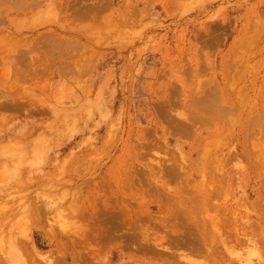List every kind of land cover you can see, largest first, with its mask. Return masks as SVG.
Wrapping results in <instances>:
<instances>
[{
	"label": "rangeland",
	"instance_id": "1",
	"mask_svg": "<svg viewBox=\"0 0 264 264\" xmlns=\"http://www.w3.org/2000/svg\"><path fill=\"white\" fill-rule=\"evenodd\" d=\"M263 98L264 0H0V264H264Z\"/></svg>",
	"mask_w": 264,
	"mask_h": 264
},
{
	"label": "bare ground",
	"instance_id": "2",
	"mask_svg": "<svg viewBox=\"0 0 264 264\" xmlns=\"http://www.w3.org/2000/svg\"><path fill=\"white\" fill-rule=\"evenodd\" d=\"M26 6V5H25ZM4 43V42H3ZM8 70V69H7ZM37 76V75H36ZM220 90V89H219ZM217 92V91H216ZM219 92V91H218ZM223 92V91H222ZM218 94V93H217ZM220 96V95H219ZM264 99V98H263ZM210 102H212V101H210ZM211 105H213V104H211ZM208 109H209V107H208ZM223 109V108H222ZM219 111V110H218ZM262 111V110H261ZM257 115H259V113L257 112ZM261 115V114H260ZM211 116V115H210ZM256 116V115H255ZM262 116V115H261ZM260 117V116H259ZM186 118V117H185ZM258 118V117H257ZM263 118V117H262ZM261 118V119H262ZM211 119H212V117H211ZM260 119V120H261ZM253 120V119H252ZM257 120V119H256ZM255 121V120H254ZM262 121V120H261ZM253 123V122H252ZM257 123V122H256ZM260 123V121L258 122V124ZM192 124V123H191ZM190 124V125H191ZM261 124V123H260ZM250 125H253V124H250ZM256 125V124H255ZM254 126V125H253ZM246 127V126H245ZM249 127V126H248ZM258 127H259V125H258ZM250 128H252V127H250ZM189 129H191L192 130V128H190L189 127ZM189 129H182V131L183 132H185V131H187V130H189ZM185 130V131H184ZM191 130H190V132H191ZM181 131V132H182ZM248 131V130H247ZM252 131V130H251ZM193 132V131H192ZM186 133V132H185ZM249 134H252V133H250L249 132ZM245 136H246V134H245ZM252 137H253V135H252ZM255 137H257V135L255 136ZM260 137V136H259ZM263 137V136H262ZM260 139V138H259ZM257 140V139H256ZM255 140V141H256ZM257 142H258V140H257ZM260 143V142H259ZM261 145V144H260ZM247 146V145H246ZM264 152V151H263ZM210 158V157H209ZM255 160V159H254ZM211 162V161H210ZM210 164V163H209ZM212 164V163H211ZM251 165V164H250ZM254 168V167H253ZM93 182V181H92ZM104 182V181H103ZM99 183V182H98ZM93 184V183H92ZM95 184V183H94ZM105 184V183H104ZM164 184V183H163ZM96 186V185H95ZM98 186V185H97ZM96 186V187H97ZM107 186V185H106ZM215 186V185H214ZM105 187V186H104ZM107 188H108V186H107ZM106 188V189H107ZM160 188V187H159ZM158 188V189H159ZM85 189V188H84ZM98 189V188H97ZM76 190V189H75ZM109 190V189H108ZM77 191V190H76ZM100 191V190H99ZM101 191H102V189H101ZM104 191H105V188H104ZM67 192V191H66ZM65 192V193H66ZM85 192V191H84ZM107 192V191H106ZM110 192V191H109ZM108 192V193H109ZM213 192H215V190L213 191ZM107 193V194H108ZM211 193V192H210ZM217 193V192H216ZM218 195H219V192L217 193ZM109 195V194H108ZM89 196V195H88ZM102 196V195H101ZM205 196H206V194H205ZM104 197V196H103ZM107 197V196H106ZM105 197V198H106ZM109 197H111V196H109ZM118 197H120V195L118 196ZM90 198V197H89ZM113 198V197H112ZM111 198V199H112ZM209 198V197H208ZM215 198V197H214ZM57 199V198H56ZM74 199H76V198H74ZM98 199V198H97ZM100 199V198H99ZM58 200V199H57ZM115 200V202H117L116 201V199H114ZM48 201V200H47ZM50 201H52V199L50 200ZM55 201V200H54ZM59 201V200H58ZM109 201V200H108ZM111 201H113V200H111ZM99 202V201H98ZM114 202V203H115ZM119 202V201H118ZM131 202V201H130ZM183 202V201H182ZM46 203H48V202H46ZM52 203V202H51ZM87 203V202H86ZM33 204V203H32ZM76 204V203H75ZM99 204V203H98ZM110 205H112V204H110ZM206 205V204H205ZM50 206V205H49ZM53 206V205H52ZM55 206V205H54ZM100 206H101V204H100ZM184 206V205H183ZM186 206V205H185ZM195 206V205H194ZM96 207V206H95ZM99 207V206H98ZM102 207V206H101ZM100 207V208H101ZM104 207V206H103ZM111 207H114V206H111ZM110 207V208H111ZM117 207V206H116ZM115 207V208H116ZM121 207V206H120ZM127 207V206H126ZM202 207V206H201ZM205 207V206H204ZM51 208V207H50ZM97 208V207H96ZM105 208H107V207H105ZM108 208H109V206H108ZM109 208V209H110ZM115 208H113V211H114V209ZM119 208V207H118ZM188 208V207H187ZM194 208V207H193ZM192 208V209H193ZM120 209L121 208H119V211H120ZM125 209V208H124ZM191 209V208H190ZM194 209H198V208H194ZM204 209H206V208H204ZM62 210V209H61ZM108 210V209H107ZM123 210V209H122ZM129 210V209H128ZM187 210H189V209H187ZM186 210V211H187ZM202 209H200L199 208V213H200V211H201ZM261 210H262V208H261ZM111 211V210H110ZM109 211V212H110ZM125 211V210H124ZM131 211V210H130ZM260 211V210H259ZM85 212H88V211H85ZM112 212V211H111ZM116 212H118L117 210H116ZM121 212V211H120ZM123 212V211H122ZM176 212V211H175ZM188 213V212H187ZM83 214V213H82ZM107 214H108V212H107ZM196 214V213H195ZM198 214V213H197ZM201 214V213H200ZM259 216H260V218H262V221L259 223V231L260 232H262L263 233V235L262 234H260V236L262 235V237H260V238H263L264 239V209H263V212H259ZM85 215H87V214H85ZM88 215H90V214H88ZM87 215V217H89ZM108 215H110V213L108 214ZM113 215V214H112ZM115 216L117 215V214H114ZM113 215V216H114ZM130 215V214H129ZM139 215V214H138ZM178 215V214H177ZM199 215V214H198ZM81 216V215H80ZM84 216V215H83ZM111 216V215H110ZM112 216V217H113ZM118 216V215H117ZM126 216V215H125ZM140 216V215H139ZM194 216V215H193ZM199 216H201V215H199ZM210 216V215H209ZM68 217H70V216H68ZM100 217V216H99ZM121 217V216H120ZM119 217V218H120ZM123 217V216H122ZM136 217H138V216H136ZM195 217V216H194ZM213 217V216H212ZM58 218H61V217H58ZM57 218V219H58ZM64 218V217H63ZM63 218H61V220H63ZM72 218V217H71ZM70 218V219H71ZM89 218H91V216L89 217ZM93 219H96V218H94V217H92ZM115 218V217H114ZM127 218V217H126ZM129 218V217H128ZM140 218H141V216H140ZM46 219V218H45ZM69 219V218H68ZM100 219V218H99ZM99 219H98V221H99ZM104 219H105V217H104ZM103 219V221L105 222V221H107L108 222V218H106V220H104ZM111 219V218H110ZM191 219V218H190ZM193 219V218H192ZM207 219H208V217H207ZM212 219V218H211ZM215 219V218H214ZM47 220V219H46ZM50 220V219H49ZM64 220H66L67 221V218H65ZM81 220V219H80ZM116 220H118L117 218H116ZM121 220V222H123V223H120V221H115L114 220V223L116 222L117 224H121V228L120 229H122L123 227H126V226H124V224L126 223H124V221H122L123 219L121 218L120 219ZM125 220V219H124ZM127 220V219H126ZM129 220V219H128ZM209 220V219H208ZM207 220V223L210 221H208ZM249 220V219H248ZM69 221V220H68ZM86 220H84V222H85ZM93 221V220H92ZM97 221V220H96ZM100 221H102V220H100ZM139 221V220H138ZM187 221V220H186ZM202 221V220H201ZM200 221V222H201ZM214 221V220H213ZM212 221V222H213ZM257 221V220H256ZM89 222V221H88ZM91 222V221H90ZM112 222V221H111ZM203 222V221H202ZM201 222V223H202ZM211 222V223H212ZM253 222V221H252ZM83 223V222H82ZM94 223H96V222H94ZM102 223V222H101ZM115 223V224H116ZM133 223V222H132ZM193 223V222H192ZM55 224H57V222L55 223ZM63 224V223H62ZM65 224V223H64ZM63 224V225H64ZM68 224H69V222H68ZM68 224H66L65 226L67 227V225ZM80 224V223H79ZM126 224H128V223H126ZM134 224V223H133ZM198 227L200 226V228L202 229V228H204V226H201L200 224L198 225L197 223H195ZM219 224V223H218ZM59 225V224H58ZM61 225V224H60ZM76 225H78V224H76ZM100 225V224H99ZM98 224H97V226H99ZM112 225V224H111ZM131 225V224H130ZM135 225V224H134ZM209 225H211L210 223H209ZM65 226H63V228H65L66 230H67V228L65 227ZM101 226V228H102V224L100 225ZM110 226V225H109ZM132 226L133 225H131L129 228H132ZM138 226V225H137ZM142 226V225H141ZM191 226V225H190ZM206 226V225H205ZM78 227V226H77ZM93 227V226H92ZM119 227V226H118ZM117 227V228H118ZM127 227V228H128ZM136 226H134V228H135ZM211 227V226H210ZM73 228V227H72ZM137 228V227H136ZM142 228V227H141ZM137 229V231L135 230V231H131L130 229V233L131 232H133V234L134 233H137L136 235L134 234V236L136 237V236H140V239H139V243H141V242H143L142 243V247L140 248V246H141V244H139L138 245V247H139V250H149V251H152L153 252V254L155 253V254H157V258L159 259L158 261H156L155 260V263L157 262V263H160V264H183L184 262L186 263V261L187 262H191V258L189 257V256H187L186 254L187 253H183L182 254V252H181V254H182V256H178V255H180V253L179 254H177V253H173V251L172 252H169L168 250H170L173 246L174 247H179V246H183V249H188L191 253H194V255L195 254H199V253H201V252H203L205 249H206V251L208 252V253H210V252H213L214 254H217L216 252H220V250L219 251H216V247H217V242H215L214 240H212L211 238L210 239H208L209 237H208V235H202L203 233L205 234L206 233V230L205 229H202V230H200V228H199V232H197V230L195 229L196 228V226L194 225V223L192 224V226L189 228V232H187V233H185L184 235H182L181 237H180V235H178V238H176V239H168L167 237V239H165V240H169V242L167 243V244H169L168 246H164V245H162L163 244V241H164V239H161V240H159L158 239V241H156V239L154 240V238L151 236V237H149V238H153V240H154V242L152 241L151 242V245L149 244V242L151 241V239H149L148 238V236L147 237H144V236H146V233L144 234V236H142V238L143 239H141V233H142V229ZM144 228V227H143ZM195 230H194V229ZM232 228V227H231ZM255 228V227H254ZM61 229H62V227H61ZM79 229V228H78ZM88 229H90V226L88 227ZM98 229H100V228H97L96 227V229H95V227H94V229H93V231L94 232H90V234L92 233L93 234V236H97L98 234V236H100L101 234H104L103 233V231H102V229L103 230H106L107 232H109V228H108V226H105L104 225V227L102 228V229H100V232H101V234L100 233H97L99 230ZM111 229V228H110ZM119 229V228H118ZM126 229V228H125ZM177 229V228H176ZM186 229V228H185ZM209 229V228H208ZM63 230V232L65 233V231L66 230H64V229H62ZM71 230V229H70ZM75 231H77L76 229H74ZM80 231L82 230V228L81 229H79ZM122 230H124V229H122ZM127 230V229H126ZM134 230V229H133ZM146 230V229H145ZM205 230V232H203ZM211 230V229H210ZM69 231V230H68ZM79 231V232H80ZM88 231V230H87ZM92 231V230H91ZM95 231H96V233H95ZM146 231H148V230H146ZM145 231V232H146ZM202 231V232H201ZM212 231V230H211ZM70 232V231H69ZM124 232V231H123ZM126 232V231H125ZM124 232V233H125ZM179 232V231H178ZM207 232H208V230H207ZM81 233V232H80ZM94 233H95V235H94ZM182 233H184V232H182ZM197 233H202L201 235L199 234H197ZM67 234H68V232H67ZM72 234V233H71ZM84 234H88L89 235V233H84ZM91 234V235H92ZM105 234H107V233H105ZM148 234V233H147ZM150 234H152V232L150 233ZM206 234H208V233H206ZM211 234V233H210ZM87 235V236H88ZM90 235V236H91ZM153 235V234H152ZM105 236V235H104ZM201 236V237H200ZM200 237V238H199ZM211 237V236H210ZM237 237V236H236ZM247 237V236H246ZM88 238V237H87ZM111 238V237H110ZM146 238H148L147 239V241L148 240H150L149 242H147L146 241ZM213 238V237H212ZM255 238V237H254ZM257 238V237H256ZM78 239V238H77ZM81 239V238H80ZM138 239V238H137ZM214 239V238H213ZM243 239V238H242ZM258 239V238H257ZM75 241H77V240H75ZM82 242H83V240H81ZM88 241V240H87ZM112 241V240H111ZM134 241V240H133ZM141 241V242H140ZM238 241V240H237ZM256 241V240H255ZM258 241V240H257ZM261 241V240H260ZM72 242V241H71ZM80 242V241H79ZM120 242V241H119ZM165 242H167V241H165ZM20 243V242H19ZM86 243V242H85ZM88 243V242H87ZM86 243V244H87ZM130 243H131V241H130ZM137 243H138V241H137ZM68 244V243H67ZM69 244H71L70 242H69ZM85 244V245H86ZM125 244V243H124ZM134 243H132V245H133ZM19 245V244H18ZM160 245V246H159ZM251 245V244H250ZM74 246V245H73ZM129 246V245H128ZM221 246V245H220ZM247 246V245H246ZM159 247H162L163 249H160ZM127 248V247H126ZM135 248V247H134ZM180 248V247H179ZM179 248H177L178 250H179ZM17 249H18V247H17ZM181 249H182V247H181ZM83 250V249H82ZM145 250V251H146ZM218 250V249H217ZM14 251V250H13ZM86 251V250H85ZM90 252V249L88 250L87 249V253L88 254H86V255H84V253H82V252H80V253H82V254H74L75 256H73L74 258V260L75 261H77V262H74L73 264H90V262L92 261L91 260V257H95V255H94V253L92 254V253H89ZM184 251V250H183ZM225 251H227V250H225ZM144 252V251H143ZM184 252H186V251H184ZM227 252H229V251H227ZM77 253V252H76ZM137 253V252H136ZM149 253V252H148ZM234 253V252H233ZM256 253H258V252H256ZM14 254H16V256H15V260L13 259V262H14V264H34V262H33V260H29L28 258V256H26V255H24V253H22L21 251H19V253L18 252H14ZM138 254V253H137ZM152 254V253H151ZM204 254V253H203ZM92 255H94V256H92ZM147 255V254H146ZM206 255V254H205ZM209 255V254H208ZM207 255V256H208ZM211 255V254H210ZM219 255V254H218ZM259 255V254H258ZM197 256V255H196ZM32 258V257H31ZM194 259V258H193ZM252 259V258H251ZM46 260L48 261V262H46V263H48V264H52L55 260L54 259H48V258H46ZM238 260H240V259H238ZM241 260H243V259H241ZM254 261V260H253ZM57 262H60L61 264H67V262H65L64 260L63 261H61L60 260V258H58L57 259ZM194 263H195V261H194ZM239 263H240V261H239ZM239 263H237V264H239ZM256 263V262H255ZM69 264H71V262L69 263ZM153 264V263H152ZM191 264V263H190Z\"/></svg>",
	"mask_w": 264,
	"mask_h": 264
}]
</instances>
